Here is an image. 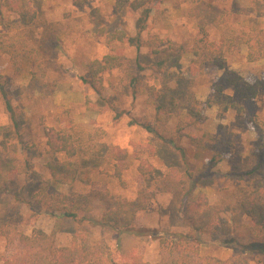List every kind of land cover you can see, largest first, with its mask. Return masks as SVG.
<instances>
[{"label":"rangeland","instance_id":"obj_1","mask_svg":"<svg viewBox=\"0 0 264 264\" xmlns=\"http://www.w3.org/2000/svg\"><path fill=\"white\" fill-rule=\"evenodd\" d=\"M146 1L145 7L152 12L142 39L163 41L158 45L160 55L146 45L137 49L126 43L109 44L100 35L101 29L136 34L139 12L117 11L115 0H31L37 11L31 25L8 12L0 0V74L7 93L6 98L0 93V151L14 146L19 158L34 166L27 175H13L9 190L0 195V230L8 224L27 235L42 229L55 234L57 246H66L74 234L85 232L91 242L105 245L117 259L131 258L136 251L144 260L157 262L158 238L187 233L184 205L203 193L220 207L221 220L214 237L201 243V254L218 260L240 255L249 264H264V254L241 250L251 243L264 245V230L252 224L241 206L264 187V92L254 100H244L226 84L222 72L213 69L215 51L222 46L226 69L249 82L264 79V0ZM106 55L118 56L126 71L105 72L96 88L85 84L81 78L88 76V63ZM162 57L167 61L158 66ZM127 73L139 77L142 94L133 96ZM214 83L224 86L225 94L243 108V116L235 109L222 113L216 104L207 106V101L214 100ZM87 99L96 105L95 110L86 106ZM159 107L165 119L159 129L165 139L141 126L159 127ZM188 110L200 111L199 123ZM51 127L95 137H84L76 158L80 176L73 190L79 193L100 189L133 200L140 188L153 190L154 181L173 167L195 175L259 172L243 180L207 175L190 198L183 193L158 194L128 233L91 226L89 218L81 224L69 219L58 223L60 214L51 215L33 201L40 184L50 179L45 132ZM181 133H191L198 145ZM169 139L186 149V163ZM138 142L152 143L158 149L154 158L142 155L155 168L151 176L139 173L140 162L131 146ZM207 144L213 149L203 148ZM110 146L127 149L128 159L107 160ZM213 155L218 163L208 170ZM57 190L69 192L66 186ZM103 213L104 206L96 202L91 217L100 219ZM15 252L17 248L0 236V255L8 258Z\"/></svg>","mask_w":264,"mask_h":264},{"label":"trees","instance_id":"obj_2","mask_svg":"<svg viewBox=\"0 0 264 264\" xmlns=\"http://www.w3.org/2000/svg\"><path fill=\"white\" fill-rule=\"evenodd\" d=\"M2 3L8 12L18 16L25 25H31L37 19V11L31 0H2ZM146 4V0H115L114 5L117 11L130 8L134 12H139L136 34L133 36L124 30L110 32L101 29L100 35L104 36L109 44L114 42L126 43L137 49L146 45L152 49L154 55H160L158 45L163 41L150 39L144 42L142 39V33L146 29L152 12L151 8L145 7ZM215 53L217 55L213 58V69L216 72H222L226 84L242 99L254 100L261 92H264V79L249 82L238 72L225 68L222 46H219ZM166 61L165 57H162L158 66L164 65ZM87 68L88 76L82 77L81 80L93 88H96L97 82H101L99 77L105 72L126 71L124 62L115 55H106L101 60H93L88 63ZM192 69L195 72L198 70L195 64H192ZM126 80L133 96L136 97L143 93L138 76L127 73ZM212 87L215 96L212 102L207 101L208 107L216 104L221 108L222 113L235 109L239 116H243V108L234 103L230 95L225 94V88L222 84L214 83ZM5 88L6 83L0 74V93L6 98ZM6 106L8 112L12 114V121L15 122L16 116L8 99H6ZM86 106L90 110L96 108V105L89 99H87ZM188 112L196 123H199L200 111L195 113L188 110ZM157 123H159V127L151 123H142L141 126L148 133L165 139L159 129L165 123L160 107L158 108ZM85 136L91 140L95 138L89 133L70 132L53 127L45 132L49 155L46 167L50 179L40 184L38 191L33 195V201L37 205L45 207L47 213L51 215L60 214L61 216L57 218L58 223L61 219H69L76 224H81L89 218L91 226L128 233L134 230L138 214L146 211L158 194L183 193L187 198H190L199 185V180L207 175L216 173L230 179L243 180L259 172L257 169L244 173L208 171L206 174L195 175L190 171L182 172L173 167L154 181L153 190L142 187L133 200L121 198L107 190L100 189L79 193L73 190L80 176V167L76 158ZM181 136L189 138L195 146L198 145L197 139L191 133H181ZM169 141L182 161L186 163V149L172 139ZM131 146L135 159L140 162L139 173L141 176L153 175L155 168L143 160L142 155L145 154L154 158L158 155V149L152 143L138 142L132 143ZM203 148L213 149L209 144ZM128 157V150L118 146H110L106 153L107 160L114 162L125 161ZM217 158L216 155H213L208 170L216 167ZM33 167L30 160L19 158L14 146H10L5 151H0V195L9 190L13 175H27ZM61 186L68 187L69 192L59 193L57 189ZM98 201L104 206V213L100 219H94L91 217V213L96 209V202ZM241 206L244 215L251 220L252 224L257 229L264 230V187L250 194ZM220 213V207L211 204L206 194L199 193L194 200L187 202L182 211V219L188 231L185 234H175L171 238L159 237V261L157 262L144 260L143 256L136 251L132 253L131 258L117 259L105 245L91 242L89 235L85 232L74 234L68 245L57 246L54 233L48 234L42 229H33L32 233L27 235L21 232L16 225L8 224L1 228L0 236L5 239L9 246L16 247L17 252L8 258L0 255V264H249L240 255L232 256L227 260H218L201 254V243L204 239L213 238L220 225ZM241 250L245 254H264V245L259 246L251 243Z\"/></svg>","mask_w":264,"mask_h":264}]
</instances>
